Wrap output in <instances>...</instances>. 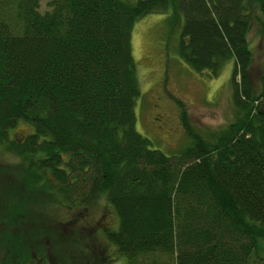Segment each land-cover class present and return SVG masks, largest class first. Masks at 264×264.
I'll return each mask as SVG.
<instances>
[{"label": "trees", "instance_id": "trees-1", "mask_svg": "<svg viewBox=\"0 0 264 264\" xmlns=\"http://www.w3.org/2000/svg\"><path fill=\"white\" fill-rule=\"evenodd\" d=\"M150 13L178 29L177 54L193 70L213 77L234 60V120L211 138L185 124L190 142L176 155L151 148L135 127L131 35ZM254 24L264 45V0H0V146L18 157L28 190L56 193L66 211L106 198L118 221L101 231V264L108 245L127 264H264V64L255 89ZM20 120L31 131L18 141L10 131ZM16 209L5 264H37L46 250L57 264H92L93 235L79 225L57 228L51 248H18L26 231Z\"/></svg>", "mask_w": 264, "mask_h": 264}, {"label": "rangeland", "instance_id": "rangeland-1", "mask_svg": "<svg viewBox=\"0 0 264 264\" xmlns=\"http://www.w3.org/2000/svg\"><path fill=\"white\" fill-rule=\"evenodd\" d=\"M46 8V2L42 1L39 10ZM178 32V29L173 34L170 32L166 14L150 13L135 22L131 35L140 86V95L135 102V127L150 140L151 148L167 155H176L189 144L185 124L194 132L211 138L212 133L226 127L235 118L230 86L234 60L225 61L217 76H210L208 71H195L177 54ZM248 42L253 52L250 76L257 89V77L264 64V45L255 24L248 34ZM30 131L31 126L20 120L10 134L21 141ZM28 188L18 157L0 146V264L7 261L5 234L12 229L10 215L17 210L16 207L23 210L22 215L18 213L22 218L19 223L23 229L20 231H26L18 241V248L24 247L26 242H33V247L45 245L51 248L53 239L57 240L54 235L57 228L70 234L74 226L79 225L86 235H93L92 264H101V243H105L101 231L116 229L118 221L106 198L99 197L86 209L66 211L56 193L41 186L33 190ZM30 224L34 226L32 234L27 232ZM37 238L41 239V244ZM69 246L72 243L66 241L63 248ZM108 248L111 260L104 264H127L124 256L112 246L108 245ZM63 258L68 260L64 264H72L69 256ZM43 259L37 264L39 261L58 263V255L52 251L46 250Z\"/></svg>", "mask_w": 264, "mask_h": 264}]
</instances>
